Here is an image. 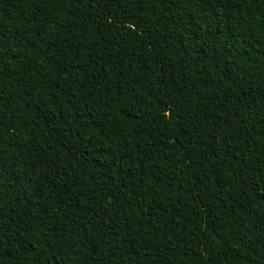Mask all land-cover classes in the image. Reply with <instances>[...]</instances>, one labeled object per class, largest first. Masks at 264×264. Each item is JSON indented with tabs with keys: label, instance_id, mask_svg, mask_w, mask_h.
<instances>
[{
	"label": "trees",
	"instance_id": "trees-1",
	"mask_svg": "<svg viewBox=\"0 0 264 264\" xmlns=\"http://www.w3.org/2000/svg\"><path fill=\"white\" fill-rule=\"evenodd\" d=\"M0 16V264H264V0Z\"/></svg>",
	"mask_w": 264,
	"mask_h": 264
},
{
	"label": "snow or ice",
	"instance_id": "snow-or-ice-1",
	"mask_svg": "<svg viewBox=\"0 0 264 264\" xmlns=\"http://www.w3.org/2000/svg\"><path fill=\"white\" fill-rule=\"evenodd\" d=\"M3 20V17L0 16V21ZM9 103H11V101H9ZM4 104V100L0 99V109H2ZM5 181H8L9 183H13L12 179L6 175V173L2 170H0V185H2Z\"/></svg>",
	"mask_w": 264,
	"mask_h": 264
}]
</instances>
